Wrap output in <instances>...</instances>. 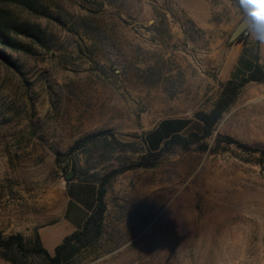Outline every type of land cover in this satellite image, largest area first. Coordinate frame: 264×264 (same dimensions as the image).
<instances>
[{
  "label": "rangeland",
  "instance_id": "1",
  "mask_svg": "<svg viewBox=\"0 0 264 264\" xmlns=\"http://www.w3.org/2000/svg\"><path fill=\"white\" fill-rule=\"evenodd\" d=\"M35 1L38 11L0 3L38 32L6 48L15 65L0 59L4 236L33 248L74 170L105 184L106 209L66 264H264V81L244 86L209 137L120 171L148 153L144 134L163 118L202 131L197 113L220 96L224 51L246 15L239 0ZM51 228L54 253L66 235ZM3 252L0 264H13Z\"/></svg>",
  "mask_w": 264,
  "mask_h": 264
},
{
  "label": "trees",
  "instance_id": "2",
  "mask_svg": "<svg viewBox=\"0 0 264 264\" xmlns=\"http://www.w3.org/2000/svg\"><path fill=\"white\" fill-rule=\"evenodd\" d=\"M2 2L18 3L32 11H38L37 2L35 0H0ZM0 12V59L11 65H15V61L12 59L6 48L11 47L14 49H25L26 45L17 38V35L21 34L28 37H38L37 29L30 26L25 22L18 20H12L6 18L4 13L6 10L1 9ZM246 14V13H245ZM246 16V15H245ZM239 38H244L241 34ZM238 38V39H239ZM264 81V66L260 62H256L253 69L245 76L239 79H228L222 84L220 96L218 97L214 107L210 112L200 111L197 113V117L202 124V131L198 132L191 130L185 132L191 121L186 118H178L175 120V126L180 129H175L169 136L164 139L158 137V132L149 130L144 134V143L148 148V153L143 154L135 163L130 166L123 167L120 171L133 167H151L154 166L157 161V155L166 151L173 145H181L188 147L190 144L199 142L210 135H212L215 126L223 117L224 113L236 102L239 94L244 86L249 82ZM152 137V138H151ZM222 138V137H221ZM223 139L229 144H236L240 148L248 152H261L262 150L256 146H252L241 142L233 137L225 136ZM154 157V159L150 157ZM77 172L73 174L71 178L77 177ZM98 182L96 179H89ZM97 202L92 213L87 217L83 227L79 230L72 232L65 236L63 241L55 248L54 253H50L42 244L39 233L37 232L34 239V247L25 242L22 234H11L7 237L4 236L0 230V246L5 249L3 256L11 261L13 264H66L70 261L71 257L78 250V247L74 244L76 239H80L82 235L87 234L91 230V226L96 225L97 232L101 231V224L103 215L106 209V202L104 196L106 194L105 184L99 183ZM51 222H54L51 221ZM49 222V223H51ZM34 253L35 255L42 256L43 262L28 263L26 259L21 260L20 255L27 256V253Z\"/></svg>",
  "mask_w": 264,
  "mask_h": 264
},
{
  "label": "crops",
  "instance_id": "3",
  "mask_svg": "<svg viewBox=\"0 0 264 264\" xmlns=\"http://www.w3.org/2000/svg\"><path fill=\"white\" fill-rule=\"evenodd\" d=\"M262 45L264 44L256 41L252 36L246 39L239 38L229 43V46L224 51V58L219 68L221 81L224 83L228 79H239L247 75L257 61L264 66V53H261ZM176 119L178 118H163L151 130L158 132V137L164 139L174 132L175 129H180L175 126ZM187 126L190 127L191 123ZM98 189V182L93 180L78 177L66 180L62 191V209L59 215L54 219V222L44 223L37 230L43 246L45 245L49 248L46 245V240L50 241L49 229H52L51 227L61 226V229L63 228V231H61L63 232L62 237L83 227L97 202ZM59 236L60 232H57L54 238L58 240Z\"/></svg>",
  "mask_w": 264,
  "mask_h": 264
},
{
  "label": "clouds",
  "instance_id": "4",
  "mask_svg": "<svg viewBox=\"0 0 264 264\" xmlns=\"http://www.w3.org/2000/svg\"><path fill=\"white\" fill-rule=\"evenodd\" d=\"M239 5L246 12L242 28L264 44V0H239Z\"/></svg>",
  "mask_w": 264,
  "mask_h": 264
},
{
  "label": "water",
  "instance_id": "5",
  "mask_svg": "<svg viewBox=\"0 0 264 264\" xmlns=\"http://www.w3.org/2000/svg\"><path fill=\"white\" fill-rule=\"evenodd\" d=\"M246 16H244L239 22L238 24L235 26L234 30L231 32V35L229 37L228 42L232 43L235 40H237L240 35L243 33L244 29L242 28V25L244 23ZM74 174V170H71L70 173L67 174V179H70Z\"/></svg>",
  "mask_w": 264,
  "mask_h": 264
},
{
  "label": "built area",
  "instance_id": "6",
  "mask_svg": "<svg viewBox=\"0 0 264 264\" xmlns=\"http://www.w3.org/2000/svg\"><path fill=\"white\" fill-rule=\"evenodd\" d=\"M242 35H243V37H245V38H249V37H251V35L247 32V31H243V33H242Z\"/></svg>",
  "mask_w": 264,
  "mask_h": 264
}]
</instances>
